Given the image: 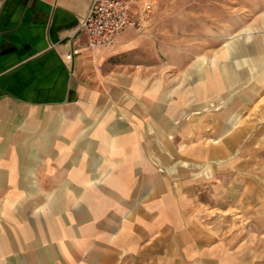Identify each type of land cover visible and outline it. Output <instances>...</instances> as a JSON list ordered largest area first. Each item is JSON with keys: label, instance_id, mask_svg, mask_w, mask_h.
<instances>
[{"label": "crops", "instance_id": "crops-1", "mask_svg": "<svg viewBox=\"0 0 264 264\" xmlns=\"http://www.w3.org/2000/svg\"><path fill=\"white\" fill-rule=\"evenodd\" d=\"M89 3L0 0V264H264V18L86 50Z\"/></svg>", "mask_w": 264, "mask_h": 264}, {"label": "rangeland", "instance_id": "rangeland-1", "mask_svg": "<svg viewBox=\"0 0 264 264\" xmlns=\"http://www.w3.org/2000/svg\"><path fill=\"white\" fill-rule=\"evenodd\" d=\"M153 1L148 23L154 26V40L162 41L165 52L182 47L186 55L203 54L209 48L214 53L239 28L264 18V0ZM166 57L170 59L164 53Z\"/></svg>", "mask_w": 264, "mask_h": 264}, {"label": "built area", "instance_id": "built-area-1", "mask_svg": "<svg viewBox=\"0 0 264 264\" xmlns=\"http://www.w3.org/2000/svg\"><path fill=\"white\" fill-rule=\"evenodd\" d=\"M153 4V0H90L87 13L77 26L86 35L85 49L109 48L126 30H141L152 13ZM78 53L73 50L66 58Z\"/></svg>", "mask_w": 264, "mask_h": 264}]
</instances>
